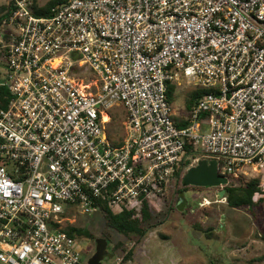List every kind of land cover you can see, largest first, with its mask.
I'll use <instances>...</instances> for the list:
<instances>
[{
  "label": "built area",
  "instance_id": "2783aa9c",
  "mask_svg": "<svg viewBox=\"0 0 264 264\" xmlns=\"http://www.w3.org/2000/svg\"><path fill=\"white\" fill-rule=\"evenodd\" d=\"M33 2L5 0L0 21V264H86L67 216L139 213L186 140L236 182L264 175V0ZM181 77L205 91L185 126L166 96Z\"/></svg>",
  "mask_w": 264,
  "mask_h": 264
},
{
  "label": "rangeland",
  "instance_id": "374dc122",
  "mask_svg": "<svg viewBox=\"0 0 264 264\" xmlns=\"http://www.w3.org/2000/svg\"><path fill=\"white\" fill-rule=\"evenodd\" d=\"M38 1L42 4L47 0ZM4 4L5 0H0V7ZM0 72L5 73L3 66H0ZM194 82L193 77H181L178 82L171 83V104L177 123L188 115L185 102L189 93L196 89ZM108 112L111 115V120L106 123L108 135L112 141L121 142L125 136V112L121 106ZM185 157L191 159V165L196 164L195 157L202 159L200 151L195 156L185 154ZM188 167L184 168L180 178L169 181L161 195L153 198L156 226L137 244L133 258L125 264H264V258L259 259L264 255V175L259 174L263 185L261 192L253 196L257 204L249 210L229 207L225 197L217 195L221 186L207 189L184 186L181 178ZM65 222L85 226L92 233V238H78L82 256L88 264V258L95 251V239L105 238L101 213L84 215L72 211ZM194 222L212 229L215 237L207 238L194 228ZM118 240H123L125 247L132 244L120 233L112 232V240L107 242L108 254L102 264L119 263L122 247L113 248Z\"/></svg>",
  "mask_w": 264,
  "mask_h": 264
},
{
  "label": "trees",
  "instance_id": "16d2710c",
  "mask_svg": "<svg viewBox=\"0 0 264 264\" xmlns=\"http://www.w3.org/2000/svg\"><path fill=\"white\" fill-rule=\"evenodd\" d=\"M65 1V0H64ZM59 2L55 0H47L45 3H39L38 0H34L32 6V12L38 16H48L51 14V7ZM9 15V7L4 4L0 7V21L6 18ZM1 72H0V82H1ZM172 82H167V90L166 96L168 100L171 102V96L173 92ZM205 91L202 89H193L189 93L188 99H186V108L190 110L192 106H194L198 99ZM9 97V91L4 84H0V106H6L7 98ZM187 121L179 122L180 126H185ZM185 154L195 156L197 153V149L193 145V142L190 140H186L185 145ZM184 154V158L181 161L178 168H176L174 172L175 179L180 178L184 172V168L191 165V159L186 158ZM204 158V157H202ZM228 177V183L224 186L225 194L224 197L226 199V203L231 208H247L252 210L257 204V201L253 200V196L255 193L261 192V187L263 185V180L260 175L249 179H240L239 182L235 181V178L231 175H226ZM181 182L184 186L189 184L185 183L181 178ZM194 188H204L202 186H192ZM153 199H144L141 210L137 213L133 209L123 208L121 211H114L111 209L107 202L104 199H101V209L100 213L103 219V230L102 235L105 237L107 242H111L112 240V232L120 233L127 240L132 241V244L128 247L124 246L123 240H118L114 244L115 248H121L122 255L119 257L120 261L118 264H125L127 261L133 258L135 248L138 243L141 242L143 238L146 237L148 232L152 231L156 226V223L153 220V211H152V203ZM193 226L195 229L202 231L207 238H213L215 235L211 232L212 229L208 227H203L200 223L194 222ZM64 229L68 234L78 239L79 237H88L92 238V233L85 226H76L73 223H66ZM264 258V255L259 259Z\"/></svg>",
  "mask_w": 264,
  "mask_h": 264
},
{
  "label": "water",
  "instance_id": "95a60500",
  "mask_svg": "<svg viewBox=\"0 0 264 264\" xmlns=\"http://www.w3.org/2000/svg\"><path fill=\"white\" fill-rule=\"evenodd\" d=\"M182 179L189 185L206 188L225 186L228 183V178L218 172L216 160L206 158L199 159L196 164L189 166ZM224 194L225 188L221 187L217 195L219 198H223ZM95 243V251L88 258V264H102V259L108 254L105 238H96Z\"/></svg>",
  "mask_w": 264,
  "mask_h": 264
},
{
  "label": "crops",
  "instance_id": "0c3cea01",
  "mask_svg": "<svg viewBox=\"0 0 264 264\" xmlns=\"http://www.w3.org/2000/svg\"><path fill=\"white\" fill-rule=\"evenodd\" d=\"M189 110H187V112H188ZM188 114V113H187ZM187 117H188V115L187 116H185L184 117V120L182 119V121H187ZM174 118V121L176 122V120H175V117H173ZM177 123V122H176ZM177 124H179V123H177ZM107 136H108V138L112 141V139L109 137V135H108V132H107ZM114 144H121L122 143V141L121 142H115V141H112Z\"/></svg>",
  "mask_w": 264,
  "mask_h": 264
},
{
  "label": "flooded vegetation",
  "instance_id": "af4514ba",
  "mask_svg": "<svg viewBox=\"0 0 264 264\" xmlns=\"http://www.w3.org/2000/svg\"><path fill=\"white\" fill-rule=\"evenodd\" d=\"M222 187V186H221ZM224 187V186H223ZM219 190V189H218ZM218 190H217V192H218Z\"/></svg>",
  "mask_w": 264,
  "mask_h": 264
}]
</instances>
